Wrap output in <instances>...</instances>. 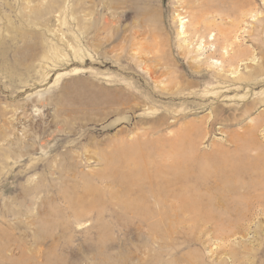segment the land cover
<instances>
[{
	"label": "rangeland",
	"instance_id": "obj_1",
	"mask_svg": "<svg viewBox=\"0 0 264 264\" xmlns=\"http://www.w3.org/2000/svg\"><path fill=\"white\" fill-rule=\"evenodd\" d=\"M226 1L0 0V264H264V0L232 74Z\"/></svg>",
	"mask_w": 264,
	"mask_h": 264
},
{
	"label": "bare ground",
	"instance_id": "obj_2",
	"mask_svg": "<svg viewBox=\"0 0 264 264\" xmlns=\"http://www.w3.org/2000/svg\"><path fill=\"white\" fill-rule=\"evenodd\" d=\"M223 1V0H222ZM254 1V0H253ZM256 1V0H255ZM220 2V1H219ZM251 2V1H250ZM219 4V3H218ZM224 4V2L222 3ZM245 4V0H227L226 3L224 4L225 6H223L224 10L226 9L227 13L226 14V18L230 19L231 20V23L228 24V28H225V29H221V28H217L216 29V34L213 35L212 33L213 32H209L210 36L209 37H221V39L224 41L223 45H219L218 43V47L214 45V51L212 53V56L214 54H218L220 59H221V62L218 64L217 62L218 61H215L213 64H218L221 66L222 62L226 64V68L228 69L227 72H230L231 71V74L232 73H235V70L238 66V64L240 62H243L244 60V52H237V50H235L239 45L237 44L238 42L236 41V37H234L233 35L237 36V34L240 32L239 30V26L238 24L241 22L240 21V12H238L237 9L241 8L243 5ZM222 6V5H221ZM205 7V6H204ZM206 9V8H205ZM215 10V9H214ZM210 11V10H209ZM225 11V12H226ZM208 12V11H207ZM206 13V12H205ZM224 13V11H223ZM225 14V13H224ZM235 14L237 15L238 17L236 18H232V15ZM203 18H205L204 15H202ZM232 18V19H231ZM239 18V19H238ZM206 19V18H205ZM204 19V20H205ZM181 23V22H180ZM182 30H181V33L180 34H185V31H183L184 29V25L182 24L181 27H180ZM223 28V27H222ZM206 30H210L209 29V26L208 24L205 25V28ZM214 31V30H213ZM248 33V38L251 36L249 32ZM208 36V35H207ZM214 40V38H212ZM220 39V38H219ZM221 43V42H220ZM204 44V42H203ZM202 44V45H203ZM253 47H255L256 49H259V45L256 44H253L251 43ZM203 48V47H202ZM210 48V47H209ZM203 51V50H202ZM251 53V52H250ZM251 55V54H250ZM206 62V61H205ZM197 64V63H196ZM208 64V63H207ZM206 63H204V66L207 68H212L211 66L207 65ZM197 67V66H196ZM197 69V68H196ZM204 69H201V66L198 67V71H197V75L196 77L198 79H200L201 81L202 80H205L207 82H214L215 84L219 85L220 87H217V90L216 92H211L209 93V91H207L205 94H203V96H211V95H223L227 92H233L234 89H232V87H230V85H226V83H229V82H234V81H249L250 82V79H247L243 76H239L237 78H234L232 80H229V78H227L226 76L222 75L221 73L219 72H224V69L221 68V70H219L218 73L212 75L211 77L208 76V73L204 72L203 71ZM226 72V71H225ZM255 74V71H253L251 69V72H250V76ZM261 76V75H259ZM264 76V75H263ZM262 76V77H263ZM199 80V81H200ZM252 80V79H251ZM252 82V81H251ZM264 82V77L263 78H257V79H254L253 80V83H252V86H256V85H259V84H262ZM233 85L235 83H232ZM242 84V83H241ZM245 85H249L248 82L247 83H244ZM264 94V93H263ZM191 95V94H190ZM189 95V96H190ZM196 95V94H195ZM221 95V96H222ZM219 96V97H221ZM189 99L192 98L191 96L188 97ZM193 99V98H192ZM261 101H264V97H256L254 98L251 102H246L242 105V111H241V114H246L249 110L248 108L249 107H253L255 106L256 104H258L259 102ZM233 112L237 111V110H232ZM263 119V118H262ZM262 119H259V120H256L252 125H250V129H249V135L250 137L252 136V138H254L255 134L257 133L258 129L260 127H262V122L263 120ZM246 132V131H245ZM245 134V133H244ZM248 135V136H249ZM254 147V146H253Z\"/></svg>",
	"mask_w": 264,
	"mask_h": 264
}]
</instances>
